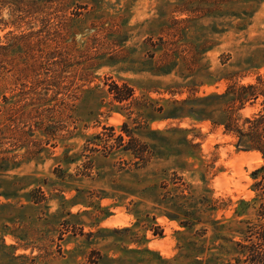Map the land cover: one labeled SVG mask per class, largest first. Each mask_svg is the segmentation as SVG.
Here are the masks:
<instances>
[{
	"label": "rangeland",
	"instance_id": "rangeland-1",
	"mask_svg": "<svg viewBox=\"0 0 264 264\" xmlns=\"http://www.w3.org/2000/svg\"><path fill=\"white\" fill-rule=\"evenodd\" d=\"M259 77L264 0H0V264H235L262 153L210 120L146 121L112 88L184 99ZM125 123L147 144L190 129L195 155L137 165ZM144 177L164 203L133 194Z\"/></svg>",
	"mask_w": 264,
	"mask_h": 264
},
{
	"label": "trees",
	"instance_id": "trees-1",
	"mask_svg": "<svg viewBox=\"0 0 264 264\" xmlns=\"http://www.w3.org/2000/svg\"><path fill=\"white\" fill-rule=\"evenodd\" d=\"M161 66L154 75H162L170 72ZM259 83H249L241 85H230L229 88L220 92H211L206 95L190 96L184 99L165 98L162 100L151 98L145 94L142 97L134 96V88L127 84L120 86L115 84L114 97L120 103L129 102L128 106H133L131 111H135L138 117H142L146 121L156 120H182L191 118L194 121L210 120L215 124L224 126L225 132L236 136V145L241 150L259 151L264 158V108L253 116H242L239 110L245 106L250 100H257L261 95L264 96V85L262 79L258 78ZM153 82V81H152ZM124 105V104H123ZM124 132L130 136L128 141L125 140L123 133L117 138L120 146L124 150H131L136 158L137 165L141 161L149 162L153 157L169 158L173 154V147H177L178 153L185 154V159L192 157L194 149L198 146L193 140L188 138L190 129L182 127H170L167 129H150L151 134L162 136L158 139L159 143L147 144L141 143L138 139L130 135L128 124H124ZM177 133L183 134L182 142L172 144L168 141L171 136ZM183 145L185 149L180 148ZM185 151V152H183ZM252 177L255 182L252 189L255 195L252 199H240L238 207L235 211V218H241L239 222L244 223L245 227L238 228L243 234L241 240L235 242L233 247L235 255V264H264V164L253 171ZM146 185L138 186L133 194L138 193L142 197H151L156 195L157 201L164 203L166 195L159 191L160 185L151 182L148 178H142L139 182ZM165 184V183H163ZM165 188V185H161ZM132 193V192H131ZM254 210V216L250 219L245 217L249 214V210ZM168 217L177 219L178 216L168 214ZM229 221H220L219 227H224ZM232 222H229L231 224Z\"/></svg>",
	"mask_w": 264,
	"mask_h": 264
},
{
	"label": "bare ground",
	"instance_id": "bare-ground-1",
	"mask_svg": "<svg viewBox=\"0 0 264 264\" xmlns=\"http://www.w3.org/2000/svg\"><path fill=\"white\" fill-rule=\"evenodd\" d=\"M257 157L262 158V157H261V153L258 152V153H256V154L253 156V158L251 157V159H250V165H251V166L253 165V163H254L253 161H255ZM260 160H261V159H260Z\"/></svg>",
	"mask_w": 264,
	"mask_h": 264
}]
</instances>
